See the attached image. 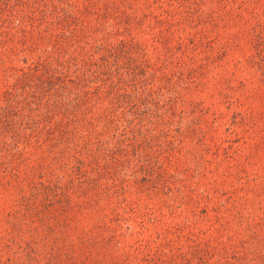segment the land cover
Segmentation results:
<instances>
[{
	"label": "rangeland",
	"instance_id": "rangeland-1",
	"mask_svg": "<svg viewBox=\"0 0 264 264\" xmlns=\"http://www.w3.org/2000/svg\"><path fill=\"white\" fill-rule=\"evenodd\" d=\"M179 1L0 0V144L15 141L0 152V218L25 204L72 245L97 235L76 264H264V0H187L191 21ZM49 52L59 66L77 57L85 87L64 95L59 80L47 84L61 105L42 119L35 100L15 92L8 104L4 88L26 57L35 67ZM98 63L113 80L92 75ZM117 83L147 106L113 134L127 112L112 106ZM88 155L108 162L86 166ZM58 186L63 198H49Z\"/></svg>",
	"mask_w": 264,
	"mask_h": 264
},
{
	"label": "trees",
	"instance_id": "trees-1",
	"mask_svg": "<svg viewBox=\"0 0 264 264\" xmlns=\"http://www.w3.org/2000/svg\"><path fill=\"white\" fill-rule=\"evenodd\" d=\"M181 5L184 6V9L179 10L177 13H180V16L186 13L189 21H191L194 15V7L196 5V1L191 2L186 0L184 4L181 0L179 1V6ZM195 16V21L200 20L201 17L198 12L195 13ZM20 38L21 36H19V39ZM49 38H52V36H49ZM24 47L25 46H23V48ZM33 62L35 67H30V63H28L27 57L25 58L24 65H22L16 70V72L18 73L14 81H10L9 84L4 88V99L8 102V104H10L9 98L16 92L17 96L21 98L24 102L28 103L31 100H35L34 103L36 104V108H34V110H36L38 114L34 113L33 116L39 118L40 115V117L42 118V116L46 115L47 112L48 117L51 119L52 115H54L55 112H59V108L57 106H60L61 104L55 102V100L57 101V97L59 96L57 95L58 91H45L44 87L47 84L52 83V81L59 80V83H61V85L58 86L64 89L63 91H59V94H73V92H78L79 89L83 90V88L85 87V81L81 77L82 75H79L78 73L86 71V67L82 64L77 65L80 66L81 69L76 70L77 73H74L73 70L76 68L77 57L73 58L70 55L65 56V59L61 60V66H59L56 63V57L54 52H49L47 55H45V58ZM90 67L91 66H88L87 72ZM96 67V70H94L92 73V75H96V79L103 81L102 77H106L105 80L107 82L113 80V75L110 73V71L103 70V68H105V65L103 63L96 64ZM67 84L69 85V87ZM128 86L129 89H126L120 87V85L117 83V86L113 89L114 92L111 93L110 96L112 100V106L127 105V112L123 111L114 118L112 129L117 130H114L113 134L117 133L118 129H123L122 132H128L127 130H129V125L127 124L129 123V114H133L132 118H134V120H140L141 118H144L146 116V113L142 112L146 110L147 105L143 104V101L141 102V99L139 97H135V88L131 89L132 85ZM19 90H22L23 92H19ZM41 92H47L45 97L47 98V102L43 107L40 106L39 98H35ZM131 96H134V101H130ZM52 97H54L55 99H52ZM6 107L8 106L5 104V102H2L0 105V125L2 126H7L4 121L5 112H7ZM110 108L113 109V107ZM120 119L123 120L119 122ZM104 125L108 126L109 123H105ZM57 129L61 132V134H63L65 131V128L63 126H58ZM13 130L15 131L16 127H14ZM17 134L15 135L17 136ZM11 136L12 135H8V138L10 140H12ZM6 137H3L2 139V142L0 144V152L1 150H5L6 148L12 147L15 143V141H8ZM114 155L115 152L113 149L108 154L107 160L110 161V159L113 158L111 162L118 163L117 158H115ZM88 160H91L89 163L86 164V166L89 167L95 165V162H99L98 165H100L101 160L104 162H108L106 159L102 158H99L98 160L94 159V157L91 155H88ZM84 171H86V169ZM50 183L51 181L44 187L50 189L51 186L54 187V185L56 184ZM83 184H85L84 190L86 191H96L97 188H99V183L97 179H88ZM61 186H58L55 191L52 192V194H49V198H55L57 200L62 199L64 193L62 192L63 187ZM23 197L26 196L22 195L20 199H16L17 203L19 201L21 202L23 200ZM88 200L89 204H94V202L96 203L100 199L95 197L92 199L91 197L88 198ZM23 207L24 209L20 210V213L19 211L17 212L16 209L12 208L6 218H0V221L4 222L6 220L5 225L8 224L7 229H5V233H3V235L5 236V241L3 243H0L2 246L8 248V251H3L4 254L6 253V256L4 258L0 256V264H73V262L74 264H76V262L79 261L78 258H80L81 254L83 255V253L92 251L94 249V244H92L93 242L100 241L97 235H91L90 237L85 238L88 233H84L78 238L80 240L79 244L72 245L75 240H69L67 242V233L58 232L55 229H59L55 228L53 224H50L48 222L44 223V217L42 215L38 217L35 216L39 215L40 211H36V213L34 214L33 209L31 207L26 206L25 204H23ZM16 212V216H20L21 221H19L20 219L17 221V218L19 217H16V220L13 219ZM29 217L31 218V221L26 223ZM24 224H28L29 227H25L26 225ZM56 226L59 227L60 225ZM53 229L54 231H52ZM60 231L62 230L60 229ZM19 237L20 239H18ZM109 239L110 237L106 238V240ZM18 240L21 242V245H17ZM104 240L105 237L102 236L101 241ZM22 241H24V243H22ZM13 245H16L18 250L15 249V247L11 249ZM67 245L71 248V250H68Z\"/></svg>",
	"mask_w": 264,
	"mask_h": 264
}]
</instances>
